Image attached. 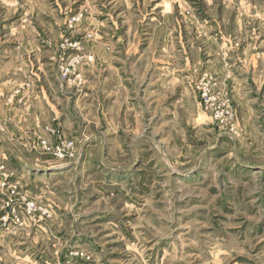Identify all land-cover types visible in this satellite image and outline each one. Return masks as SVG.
Masks as SVG:
<instances>
[{"label":"rangeland","instance_id":"374dc122","mask_svg":"<svg viewBox=\"0 0 264 264\" xmlns=\"http://www.w3.org/2000/svg\"><path fill=\"white\" fill-rule=\"evenodd\" d=\"M0 264H264V0H0Z\"/></svg>","mask_w":264,"mask_h":264},{"label":"built area","instance_id":"2783aa9c","mask_svg":"<svg viewBox=\"0 0 264 264\" xmlns=\"http://www.w3.org/2000/svg\"><path fill=\"white\" fill-rule=\"evenodd\" d=\"M72 145H73V143L70 142V143H68V144L65 145V146L67 147V149H71V148H72ZM56 150H57L56 155H57L58 157L63 158V157L66 156L64 153H62V152L64 151V149L61 150L60 148H57Z\"/></svg>","mask_w":264,"mask_h":264}]
</instances>
